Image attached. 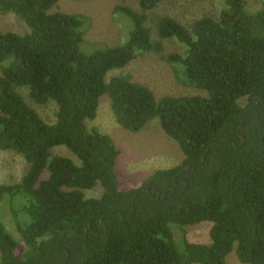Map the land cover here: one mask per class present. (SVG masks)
<instances>
[{
	"label": "trees",
	"instance_id": "16d2710c",
	"mask_svg": "<svg viewBox=\"0 0 264 264\" xmlns=\"http://www.w3.org/2000/svg\"><path fill=\"white\" fill-rule=\"evenodd\" d=\"M59 1L0 0V14L27 26L0 32V149L28 163L22 182L0 185L13 229L0 218V264H227L231 252L264 264V8L225 0L219 15L189 26L158 17L159 37L185 46L169 59L190 85L208 92L158 98L129 75L108 80L139 54L162 51L145 14L123 8L134 26L127 40L89 43L91 18L53 11ZM163 1L139 3L149 10ZM20 87L39 104L54 102L56 122H47ZM103 95L125 130L158 119L183 162L122 189L119 148L88 125ZM58 146L72 156L54 154ZM97 187L99 195L86 196ZM205 221L211 241H191L186 226Z\"/></svg>",
	"mask_w": 264,
	"mask_h": 264
},
{
	"label": "rangeland",
	"instance_id": "374dc122",
	"mask_svg": "<svg viewBox=\"0 0 264 264\" xmlns=\"http://www.w3.org/2000/svg\"><path fill=\"white\" fill-rule=\"evenodd\" d=\"M225 0H164L160 5L149 10H143L139 0H60L53 11L81 13L91 18V25L85 32V40L89 43L119 44L127 40L129 31L134 26L129 17L121 12L129 8L146 15V24L151 30L152 40L161 41V52L146 51L139 54L130 64L121 69L112 70L108 80L118 75H129L131 80L148 86L155 95L163 96H207L208 92L190 85L182 75L181 65H177L169 55L183 54L185 46L174 38L161 39L155 20L160 16H171L182 24L189 26L194 20L203 16L216 17L225 7ZM251 11L264 8L262 0H246ZM27 30L25 23L15 14H0V32H23ZM1 76V71H0ZM25 100L49 123L57 120V105L54 102L39 104L30 96L29 89L20 87ZM245 99L240 103L243 105ZM90 127H97L103 133L109 134L119 148L116 167L122 189L137 188L157 169L171 168L180 165L185 155L176 140L161 128L159 120L149 121L140 131L125 130L117 122L111 99L108 95L100 98L98 114L88 121ZM54 154L72 156L65 146H58ZM28 163L24 155L15 150L0 149V185H16L23 181ZM44 172L41 180L47 178ZM86 196H97L100 188L85 190ZM11 214L8 210V198L0 203V218L9 222ZM3 217V218H2ZM211 222H201L186 226L187 237L197 243L211 241ZM175 228V226H174ZM24 249V248H23ZM21 252V249L17 251ZM227 264H247L239 260L235 252L227 256Z\"/></svg>",
	"mask_w": 264,
	"mask_h": 264
}]
</instances>
